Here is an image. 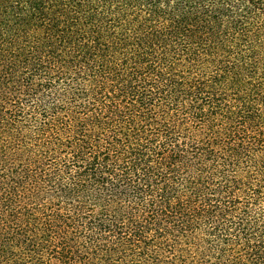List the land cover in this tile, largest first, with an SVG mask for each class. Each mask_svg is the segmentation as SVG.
I'll use <instances>...</instances> for the list:
<instances>
[{
	"label": "trees",
	"instance_id": "16d2710c",
	"mask_svg": "<svg viewBox=\"0 0 264 264\" xmlns=\"http://www.w3.org/2000/svg\"><path fill=\"white\" fill-rule=\"evenodd\" d=\"M0 264H264V0H0Z\"/></svg>",
	"mask_w": 264,
	"mask_h": 264
}]
</instances>
